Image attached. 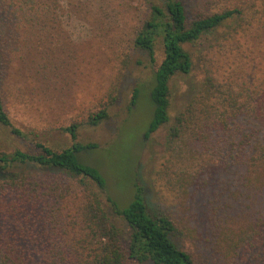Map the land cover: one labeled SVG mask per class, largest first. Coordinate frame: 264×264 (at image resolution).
I'll return each mask as SVG.
<instances>
[{
	"label": "trees",
	"instance_id": "16d2710c",
	"mask_svg": "<svg viewBox=\"0 0 264 264\" xmlns=\"http://www.w3.org/2000/svg\"><path fill=\"white\" fill-rule=\"evenodd\" d=\"M62 1L0 0V126L20 139L27 136L12 127L1 93L5 60L11 54H19L22 60L30 56L42 63L39 68L44 77L57 75L70 64L67 59H73L72 52L51 40L62 31L58 13ZM67 1L70 5L73 0ZM200 5V11L189 18L182 0H152L131 27L130 52L144 54L153 66L157 43L163 51L148 92L153 114L145 137L169 121L171 80L192 71L186 45L220 32L219 47L250 40L264 52V0H200ZM128 62L127 53L122 66ZM256 70L253 63L248 83L237 90L207 76L176 116L168 143L172 157L185 160L179 169L181 181H190L222 155L225 140L214 138L212 130L229 129L238 117L254 123L250 137L240 136L238 127L231 132L239 150L245 151L250 138L258 135L253 127L262 126L263 132L257 151L253 145L249 159L235 157L234 161L253 172L264 171V87L256 82ZM114 90L108 91V104L116 100ZM106 106L107 102L88 113L83 122L75 120L62 129L72 140L67 148L55 150L34 141L32 151H0V264H195L172 240L176 231L172 220L148 212L142 187L134 184L130 201L120 207L106 194L100 172L80 162L78 155L96 145L76 142L79 126L94 127L107 120ZM178 143L188 148L189 157H182Z\"/></svg>",
	"mask_w": 264,
	"mask_h": 264
},
{
	"label": "rangeland",
	"instance_id": "374dc122",
	"mask_svg": "<svg viewBox=\"0 0 264 264\" xmlns=\"http://www.w3.org/2000/svg\"><path fill=\"white\" fill-rule=\"evenodd\" d=\"M150 1L73 0L70 5L62 1L58 12L62 31L51 40L67 47L73 59H67L70 64L57 75L44 77L39 68L42 63L33 62L30 56L6 58L1 90L4 107L12 127L27 138H17L0 126V151H32L34 141L55 150L67 148L72 140L62 129L75 120L83 122L88 113L107 102L108 119L94 127L80 124L76 139L96 145L78 158L100 172L106 194L124 207L132 197L133 185L142 187L148 212L172 220L176 226L172 240L195 264H264V171L253 172L234 161L235 157L249 159L253 145L257 151L263 127H253L259 133L250 138L245 151L236 147L238 139L231 132L238 127L240 136L250 137L254 123L238 117L229 129L215 127L212 136L225 140L226 148L190 181L180 180L179 169L185 160L172 157L168 143L176 116L186 109L207 76L237 90L246 86L255 63L256 82L264 87V52L250 40L219 47L220 32L186 45L192 71L171 80L169 121L145 137L153 114L148 92L163 51L157 43L152 66L144 54L129 51L127 39ZM182 1L189 18L200 11V0ZM127 53L129 62L123 67ZM113 88L116 100L108 104L107 94ZM184 144L176 147L182 149V157H189ZM100 196L103 200L104 195Z\"/></svg>",
	"mask_w": 264,
	"mask_h": 264
}]
</instances>
